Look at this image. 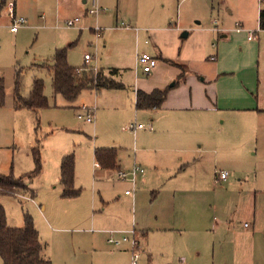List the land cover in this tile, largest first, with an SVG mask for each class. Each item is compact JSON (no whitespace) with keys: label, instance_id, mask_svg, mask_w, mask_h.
Wrapping results in <instances>:
<instances>
[{"label":"rangeland","instance_id":"obj_1","mask_svg":"<svg viewBox=\"0 0 264 264\" xmlns=\"http://www.w3.org/2000/svg\"><path fill=\"white\" fill-rule=\"evenodd\" d=\"M10 1L14 0L0 6V79L5 93L0 104V174L23 178L30 186L20 195L0 196L7 225L24 227L25 216H30L53 264H130L128 255L110 248L104 234L90 229H129L134 223L151 229L148 243L156 262L167 264L172 248L164 247V233L157 226L174 221L188 243L186 264H264V114L258 115L253 106L264 95L259 91V82L264 83V52L256 43L259 36L264 39L258 24V10L264 3L100 0L107 13L99 18L104 32L97 40L93 30L97 19L88 16L84 0H16L17 17L28 21L16 33L10 30ZM76 18L81 19L79 28H67V22ZM239 22L259 32L255 42L234 31ZM125 25L143 31L137 36ZM215 28L225 30L226 38ZM184 33L188 37L183 38ZM62 48L68 49V62L82 68L77 71L80 76L102 75L107 83L123 87L99 88L94 83L93 93L83 91L73 102L56 96L52 73L44 64H52L55 51ZM137 49L157 58L152 74L144 75L142 69L136 74ZM86 54L97 60L85 64ZM210 57L217 58L215 64L228 73L217 84L219 111L164 114L136 108L138 90L156 89L167 91V98L174 94L170 100L174 106L201 105L197 89L189 87L198 81L197 73ZM17 72L25 98L35 78L43 80L47 108L34 112L19 107ZM83 104L94 108L95 127L79 119L86 114L79 111ZM164 122L208 123L202 134L204 151L195 142L187 161L180 162L178 156L173 161L171 148L156 143L149 132L139 131L134 137L125 131L133 124L150 123L160 131ZM96 149H116L124 169L134 159L143 162L145 181L139 183L134 210L124 196L129 185L116 180L117 170L93 167ZM67 155L74 157L79 190L72 197L63 195L59 180ZM202 170L207 172L204 178ZM222 171L230 173L227 182L219 178ZM33 191L36 196L30 197ZM192 213L197 225L183 219ZM254 215L260 224L256 235L244 230L245 225L251 230ZM217 222L225 224L218 232ZM224 242L229 245L226 252Z\"/></svg>","mask_w":264,"mask_h":264},{"label":"crops","instance_id":"obj_2","mask_svg":"<svg viewBox=\"0 0 264 264\" xmlns=\"http://www.w3.org/2000/svg\"><path fill=\"white\" fill-rule=\"evenodd\" d=\"M90 1L91 0H89V1L88 0H84L83 1V3L86 4V6H87V10L90 7ZM99 2H100V0H99ZM259 2H260V0H259ZM14 3H15V13L17 15V1L14 0ZM0 6H1V8H4L3 0H0ZM261 7H260V9H261ZM260 9L258 10V24H259ZM87 10H86V13H87ZM105 13H107V10L105 11ZM105 13H102V14H105ZM27 25H28V22H27ZM239 27L243 28V30L242 31H237V28H239ZM128 29H131L132 31H134L137 36L140 34V32L143 31L142 29H139L137 27H132V26L130 28H128ZM136 29H139V32H136ZM80 30L82 31V29H80ZM213 31L217 32V33H219L221 31L220 32V35H222L221 37L222 38H226L225 30H218L217 28H215V29H213ZM234 31L236 33H239V34H246L247 37H248V40L250 42H255L256 39H257L256 36L259 33L257 31H252V30L247 29L243 22L236 23V28L234 29ZM259 31L261 32L262 30H259ZM250 32H254L255 33L252 39L249 38L250 37ZM262 33H264V31H262ZM182 37L186 38V37H188V34H187L186 37H184L183 35H182ZM256 43H257V46H258V49L260 50V52L261 53L264 52V39L260 38V36H259V38H258ZM148 44H146V42H145V45H148ZM137 48H138V45H137ZM137 51L139 52L140 50L137 49ZM136 55H137V52H136ZM261 57L264 60V55L261 56ZM212 58H215V57H210V58L206 59L207 61H205V66H203L204 70H201L200 72L197 73L198 74V81H195V84L193 83L189 87L192 91H194L193 89H197L196 90L197 91L196 92V98L198 100H201V105H198L197 107H192L191 109L189 107L174 106L170 102L171 98H173V95H174L173 94L172 97L167 98L165 103L162 105V108L159 109V110H155V112H160V113L167 114V113L189 112V111H213V110H218L219 111L220 109L218 107V98H220L219 96L221 95V92L219 91V89L217 87V84H218V82L220 80V77L222 75H226L228 73L225 72V70L222 67H219V66H217L215 64L217 62V58H215V59H212ZM91 62H90V64H91ZM211 62H214V63L212 64ZM140 69L141 68L138 67L137 62H136L135 63V72H136V74H137V72ZM142 73H143V71H142ZM119 84H122V83H119ZM178 85H179V82L175 83L171 87V89H172L171 92H170L171 94L174 92V90L176 89V87ZM185 85H186V83H185ZM107 89H109V88H107ZM260 90H262L264 92V83H262V81L259 82V91ZM138 91H142V92H145V93L149 94V93H152L154 90H152V91H150V90H147V91L138 90ZM138 91H137V93H138ZM86 92H89L90 94L93 93L90 90H86ZM137 93H136V99H137ZM242 93L245 94L244 88H243V92ZM215 101H216V103H215ZM254 101L255 102H254L253 106L255 108L254 110L257 111V114L258 115L264 114V95L261 98L258 97V99L254 100ZM212 102H214V103H212ZM83 106L88 107L87 105L83 104V105H81V109L79 111H84L86 114H84L85 117L83 115H79L78 116L79 119H84L85 122H87L86 118L88 117L89 113H93V116L95 118L94 122H91V123L87 122V123L88 124H92L95 127V125H96V114H95V111L93 112V108H89V107H88L89 109L85 110V109H83ZM150 125L152 127V130H149V129L138 130L137 132H133V133L131 131H129V130H125V131H129L130 133L133 134L134 137H136V135H137V133L139 131H147V132H149L151 135L156 137V139H155L156 143L164 144V145H167V146H169L171 148V149H169V151H171L172 154H174V158H172L173 161L175 159V156H178L180 158L179 159L180 162L187 161L188 160V156H190L193 153V150H194V149L191 148V145L193 143H195V142H198L199 149H201L200 152L204 151L203 145L201 144V141H202V134H204L206 132V128L208 126V123H206V122H203V123H200V124H193V123H188V122H181V123L164 122L160 126V131H158V130L155 131L153 123H150ZM97 150H99V149H96L94 151V160H96L95 153H96ZM136 163L138 164L136 159H134L132 166H130V168H128V169H124L123 166H122V161L119 158V154H117V166H118V168L116 169L117 173L120 170H124V171H127V172L131 171ZM138 165L144 170V172L143 173H138V175H137V183H136L135 186H133V184L131 182H129V181H123V182L122 181H118L117 180V175H116V180L119 183L128 184L129 185V187L124 191V196H125V199H127L129 201V204H132L133 210L136 207V202H137V198H138V197L136 198V193H137V190H138L139 183L145 181V179H143V178H144V176L146 174V170L142 166L143 162L140 161V163ZM93 167L95 168V170L98 169V168H100L102 170H105V169H103L102 167H100L98 165L97 161L96 162L94 161ZM155 169H157V168H155ZM206 173L207 172L205 170H202L201 171V177L202 178L206 177ZM229 176H230V173H229ZM229 176H228V178H229ZM59 180H60V184H61V174H60V179ZM225 182H227V180H225ZM61 187H62V191H63L62 184H61ZM127 190H134V192L131 195H126V191ZM26 192H28V191H26ZM35 196H36V192L35 191L31 192L30 197H35ZM102 204H103L104 207L107 206V204L104 201H102ZM103 210L104 209H102V211ZM183 219L189 225H197L198 224V223L196 224L194 222V214L193 215L184 214L183 215ZM201 223L202 222H200V224ZM224 225L225 224H223V223H218L217 222V223L214 224V230L216 232H218V231L223 229ZM259 226H260V224H259L257 218L254 215V217L252 219V228H251V230H250L251 226H246V225L244 227L245 228L244 230L246 232L250 233V234L256 235V234L259 233ZM92 228H93V226H92ZM121 228L122 227H118L116 229H106V230H103V229L99 230V229H95L94 228L96 231H94V229H90V232H92V233L98 232V233L104 234L105 235L106 244L110 248H113L115 250L124 252L125 256L128 255L129 259H130V264H131L130 245L128 243H125V244H123L120 247H114V246H112L111 244L108 243V239L110 237L109 232L114 231L115 232L114 236L117 237V238H121L122 232L130 231L131 229L135 228V230L137 231L136 237H137V239L139 241V249L141 251L140 264H141V261L144 262V263L148 262V264H157L156 259L154 257L153 250H152V248H150V245L148 243V235H149V231L151 229L148 228V227L137 228L135 223L129 229H121ZM157 230L158 231H162L164 233V238H163L164 239L163 240L164 247H171L172 248V252L167 254L169 259H167L166 262H168L169 264H186V260L188 261V259H187L188 258L187 257V255H188V243H186L185 240L183 239V230H181V228L178 227V224L174 221L171 225H169L167 227H159V226H157ZM222 246H223L222 247V251L226 252V249L229 247V245L224 242ZM45 248H46V246L44 245V255H45L46 258H48L46 256V254H45ZM193 250L194 251L197 250V247L194 246ZM197 255H200V253H197ZM214 264H216V263H214Z\"/></svg>","mask_w":264,"mask_h":264},{"label":"trees","instance_id":"obj_3","mask_svg":"<svg viewBox=\"0 0 264 264\" xmlns=\"http://www.w3.org/2000/svg\"><path fill=\"white\" fill-rule=\"evenodd\" d=\"M5 3V0H3ZM264 3V0H262ZM259 28L264 31V7L259 13ZM52 73L53 90L56 96H62L67 102H73L79 98L83 91L93 88L97 83L99 88H121L119 83H107L102 75L95 76L77 73L78 68L73 67L68 62V49H57L52 59V64H44ZM101 82H104L103 84ZM3 81L0 79V104L4 99ZM16 100L19 107L28 108L34 112H39L48 107V100L44 94V82L41 78H35L31 93L28 97L21 95L20 73L16 77ZM167 100V91L154 90L152 93L138 91L136 108L159 110ZM95 158L100 167L105 170H116L117 151L115 149H99L95 153ZM37 172H40V159L37 158ZM32 177L30 178V180ZM28 180L23 178L15 179L11 176L0 174V196H17L21 191L29 188ZM61 184L63 195L72 197L78 195L79 190L75 188V162L72 155L63 158L61 165ZM0 257L3 264H53L44 255V244L40 233L36 229L33 219L25 216V225L21 228H12L7 225V220L3 208L0 206Z\"/></svg>","mask_w":264,"mask_h":264},{"label":"built area","instance_id":"obj_4","mask_svg":"<svg viewBox=\"0 0 264 264\" xmlns=\"http://www.w3.org/2000/svg\"><path fill=\"white\" fill-rule=\"evenodd\" d=\"M260 3H262V0H260ZM7 8L8 11L12 17V24L10 26V30L13 33H16L19 31V29L26 27L27 26V19L26 18H19L17 17L16 13H15V3L14 1H10L7 4ZM106 9L101 6L99 0H91L90 1V7L87 10V14L89 16L95 17L97 19V26L93 29L95 34H96V39L99 40L102 38L103 36V32L104 30L98 25V20L99 17L102 13H105ZM81 23V19L80 18H76L74 20H71L69 22H67L66 27L67 28H79V25ZM124 28H130V26L125 25ZM243 28L239 27L237 28V31H242ZM136 32H139V29H136ZM254 32H250V39L253 38L254 36ZM149 42L146 41V44H148ZM97 57L96 56H92L90 54H86L84 56V61L86 64H90L91 61L96 60ZM215 59V58H212ZM136 62L139 68L142 69L143 74L144 75H150L152 74V72L154 71V69L157 67L158 65V61L155 57H153L151 54H149L148 52H138L137 51V55H136ZM82 68H80L77 71H81ZM78 72V73H79ZM83 109L87 110L89 109L86 106H83ZM94 108H93V112H94ZM87 122L91 123L94 122L95 118L93 116V113H89L88 117L86 118ZM145 129H149L152 130V127L150 124H133L127 128H125V130H129L131 132H137L138 130H145ZM144 170L136 163L133 167V169L129 172L124 171V170H120L117 173V180L118 181H129L133 184V186L136 185L137 183V175L138 173H143ZM229 176V173L226 171H222L219 178L221 181H225L227 180ZM134 190H127L126 191V195H131L133 194ZM136 233L137 231L135 230V228L131 229L130 231H125L122 232V236L121 238H117L114 236L115 232H109L110 237L108 239V243L111 244L114 247H120L125 243H128L130 245V253H131V264H140V260H141V251L139 249V241L136 237Z\"/></svg>","mask_w":264,"mask_h":264},{"label":"water","instance_id":"obj_5","mask_svg":"<svg viewBox=\"0 0 264 264\" xmlns=\"http://www.w3.org/2000/svg\"><path fill=\"white\" fill-rule=\"evenodd\" d=\"M183 36L186 37L187 36V33L183 34Z\"/></svg>","mask_w":264,"mask_h":264}]
</instances>
